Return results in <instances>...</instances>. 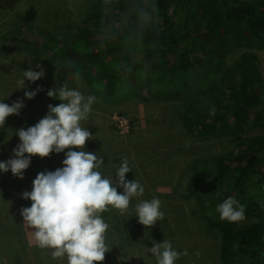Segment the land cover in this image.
<instances>
[{"label": "trees", "instance_id": "obj_1", "mask_svg": "<svg viewBox=\"0 0 264 264\" xmlns=\"http://www.w3.org/2000/svg\"><path fill=\"white\" fill-rule=\"evenodd\" d=\"M20 1L0 0V10L10 13L8 22L15 25L8 31H17L23 42L31 41L49 49L54 58L56 47L42 37L22 32L23 27L36 24L38 11L30 8L19 12ZM125 3L126 0H114L106 6L104 0H98L97 7L106 8L115 19ZM155 3L154 26L142 38L134 36L131 24H125L128 33L120 44H129L114 54L111 46L93 48L89 46L90 36L76 34L72 46L59 47V66L66 72L79 73L80 84L113 101L120 91L144 102L180 101L181 118L189 137L204 141L231 139V147L213 150L209 156L195 160L198 172L213 167L212 188L202 190L203 185L194 179L188 206L193 216L200 215L198 219L205 226L219 230L222 264H264V80L259 58L251 52L264 51V0H155ZM231 41L246 51L235 68L215 71ZM124 63H130V72L123 70ZM198 66L205 73L192 92L184 78ZM92 69L102 73L101 84L96 85ZM255 128L262 133L249 135ZM16 144L0 140V161L13 158ZM104 161L105 167L109 161L107 158ZM35 166L32 157L24 176L37 174L40 169ZM29 180L19 179L10 171L0 173L3 197L0 252L5 251L8 264H33L29 226L20 214L27 206L15 191L18 184L28 187ZM216 189L222 194L221 199L214 198ZM228 197L244 206L243 220L230 223L219 219L216 206ZM140 227V223H135L136 230ZM123 230L132 229L126 223Z\"/></svg>", "mask_w": 264, "mask_h": 264}, {"label": "rangeland", "instance_id": "obj_2", "mask_svg": "<svg viewBox=\"0 0 264 264\" xmlns=\"http://www.w3.org/2000/svg\"><path fill=\"white\" fill-rule=\"evenodd\" d=\"M97 4L98 0L20 1L19 12L30 8L38 11L36 24L23 27L22 32L42 37L56 47L54 58H51L49 49L50 52L31 41L23 42L17 37V31H8L15 27L8 22L11 14L0 10V100H5L9 105L23 100L25 105L19 115L7 118L0 128V140L16 141L17 147L20 140L13 132L34 126L46 116L49 105L56 106L61 103L48 97L47 92L51 89L67 83L69 87L77 88L85 96L96 95L84 83L80 84L74 73L60 68L59 47L72 46L76 34L90 36L89 46L93 48L105 49L111 46L114 54L119 48L123 50V45L129 44H120L128 33L125 24L120 25L119 34L115 39L105 36L102 25L113 18L106 8L97 7ZM245 51L246 49L236 43L229 42L227 51L215 71L222 72L227 67L235 68ZM251 52L259 58L260 72L264 80V51L252 49ZM41 68L45 72L44 77L35 83L26 80L25 88L19 90L17 81L22 77V71H40ZM91 72L96 85L101 84L102 73L96 69ZM204 73L205 70L198 66L190 76L184 78L192 92L198 88ZM37 89L40 91L34 99L25 97V91ZM118 95V99L114 101L96 95L98 99L94 111L88 120L81 122V126L88 128L92 134L91 140L86 142L85 150L108 159L109 164L101 171L105 177L113 180L121 161L128 159L132 172L126 175V179L139 180L145 188V194L140 199H133L124 214L114 209L103 213L110 225L107 233L109 252L103 264H145L148 258L147 248L153 246V241L163 243L164 240L170 241L177 251L187 250L188 255L181 256L177 264H222L219 230L205 226L206 224L199 221V214L193 216L187 199L191 195L189 188L194 179L203 185L202 190L209 191L207 187L212 188L210 183L213 179V167L198 172L195 160L209 156L213 150L231 147V139L204 141L189 137L182 122L180 101L144 102L132 94L126 95L123 91ZM188 95L191 96L190 93ZM260 133L262 130L255 128L249 135ZM65 158V153H53L47 158L34 156L37 166L35 168L40 170L35 175L24 176L27 180L31 179L28 181V187L18 184L15 191L23 198L24 192L32 190L36 175L63 167ZM115 183L118 185V180ZM122 191L123 189L118 187V192ZM214 192V198L221 199L222 194H218L217 189ZM152 198L160 199L164 219L151 228L140 224V229L136 230L135 223L139 224L138 218L135 217L136 204L140 200ZM2 200L0 191V201ZM23 200L25 206H31L30 200ZM126 223L132 229L130 232L123 230ZM27 231L32 263L55 264L48 253L36 245L33 230L28 228ZM196 253H199V256ZM0 264H8L5 251L0 252ZM150 264H155L154 258Z\"/></svg>", "mask_w": 264, "mask_h": 264}, {"label": "clouds", "instance_id": "obj_3", "mask_svg": "<svg viewBox=\"0 0 264 264\" xmlns=\"http://www.w3.org/2000/svg\"><path fill=\"white\" fill-rule=\"evenodd\" d=\"M113 2L104 0L106 6ZM156 15L155 0H126L120 16L104 23L102 30L106 37L115 39L121 24H131L134 36L142 38L152 30ZM121 67L128 72L132 70L130 63ZM44 75L43 68L40 71H22L17 87L22 90L26 80L35 83ZM76 78H80L79 73ZM38 91L40 89L25 91V97L34 99ZM47 95L61 103L49 105L46 116L34 126L13 132L20 143L13 149V158L0 161V173L10 171L23 179L32 157L47 158L53 153H65L63 167L39 173L32 182V190L23 193V199L30 200L31 206L22 208L20 214L24 223L33 230L38 248L48 253L55 264H103L109 252L107 233L110 227L103 213L114 209L124 214L133 199L144 196L145 188L136 178L132 181L126 179V175L132 172L128 159L121 161L113 180L101 171L104 159L85 150L92 134L81 126V122L88 120L94 111L96 95L85 96L67 83L49 90ZM4 101L0 100V128L8 117L19 115L25 106L23 100L11 105ZM118 187L123 191L118 192ZM161 209L159 198L140 200L135 207V217L141 225L151 228L164 219ZM216 211L220 220L230 223L245 218L244 206L232 197L219 203ZM152 243L153 246L147 248L145 264H150L152 258L155 264H177L181 256L188 255L187 250L177 251L168 240Z\"/></svg>", "mask_w": 264, "mask_h": 264}]
</instances>
